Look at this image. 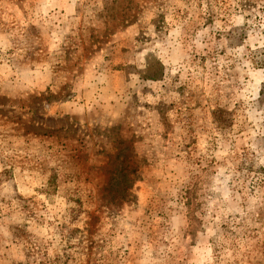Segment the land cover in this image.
Wrapping results in <instances>:
<instances>
[{"label": "rangeland", "instance_id": "1", "mask_svg": "<svg viewBox=\"0 0 264 264\" xmlns=\"http://www.w3.org/2000/svg\"><path fill=\"white\" fill-rule=\"evenodd\" d=\"M0 264H264V0H0Z\"/></svg>", "mask_w": 264, "mask_h": 264}]
</instances>
